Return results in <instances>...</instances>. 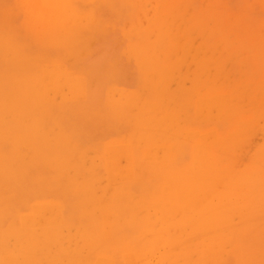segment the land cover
I'll return each instance as SVG.
<instances>
[{
    "label": "bare ground",
    "instance_id": "bare-ground-1",
    "mask_svg": "<svg viewBox=\"0 0 264 264\" xmlns=\"http://www.w3.org/2000/svg\"><path fill=\"white\" fill-rule=\"evenodd\" d=\"M97 1L12 0V7L5 12L7 18L0 22V55L12 63H29L27 47L57 48L61 34L91 20L88 7ZM210 1L207 8L213 14L212 29L206 24L203 27L200 17L179 18L174 9L183 7V0H166L164 10H159L152 22L155 30H160L143 52L147 59L154 64L157 59L167 62L173 52L191 61L201 57L203 71L211 59L215 67L220 66L221 57H212V49L223 39L215 41L219 45H209L208 39L216 33L222 36L223 28ZM178 19L188 26L183 31L186 34L174 28ZM34 31L39 40L32 35ZM199 34L202 42L196 40ZM44 66L34 82L40 102L34 104L29 99V123L13 128L10 122L0 120V144L5 146L0 149V264H227L228 256L235 264L232 249L235 245L240 248L241 243L230 237L232 246L226 245L225 231L235 219L233 211H225L227 201L234 199L236 204L244 197L248 212L241 218L245 222L242 225H253L263 216L264 201L251 195V161L239 167L235 161H240L236 152L246 141L241 137H247L250 123L227 119L232 105L238 107L234 89L211 82L214 77L205 83L199 109L208 116L215 114L218 121L216 126L208 123L205 132L198 134L201 148L192 152L184 165L178 167L176 154L156 145L154 137L145 143L152 144L145 151L136 146L132 150L126 138L108 143H126L130 150L113 147L114 155L108 150L105 175L98 177L96 165L77 167L64 137L35 119V108L48 107L45 101L50 99H74L79 87L78 77L66 73L65 67ZM161 72L165 70L161 68ZM150 77L154 82L157 72ZM122 102L129 109H144L142 113L148 109L144 101L139 105L138 99L123 89L117 103ZM155 114L146 132L165 129L167 115ZM189 131L191 136L186 135L191 139L197 137L193 128ZM37 144L44 145L49 153L38 152ZM82 158L88 161L94 157ZM51 173L67 182L51 180ZM143 175L148 188L136 196L131 188L142 187L138 179Z\"/></svg>",
    "mask_w": 264,
    "mask_h": 264
},
{
    "label": "rangeland",
    "instance_id": "rangeland-1",
    "mask_svg": "<svg viewBox=\"0 0 264 264\" xmlns=\"http://www.w3.org/2000/svg\"><path fill=\"white\" fill-rule=\"evenodd\" d=\"M165 1L100 0L88 7L91 20L72 28L71 33L61 34L57 48L40 47L34 50L30 46L27 48L24 46L29 53V63L25 61L12 63L5 55H0V120L7 121L8 124L10 122L9 125L13 128L25 126L26 121L29 123V99L34 104L40 102L34 85L37 72L40 73L44 65V67L48 65L49 68L65 67L66 73L75 74L79 80L75 98L63 102H53L50 99L45 101L48 107L35 108L33 112L35 119L43 121L51 131H56L58 135L64 137L65 144H70L72 151L70 157L77 167L83 163H86V166L96 165L95 174L104 177V167L108 164L106 160L109 154H113L111 148L130 150L129 147L126 148V143L122 146L108 143L129 138L132 150L133 146H136L140 151H145L150 150L152 144L145 143L150 142L152 137L157 139L156 145L176 154L175 164L180 167L190 160L192 152L201 148L198 134L205 132L208 123L210 126L217 124L215 114L208 116L207 112L201 113L199 109V103L201 100L203 102L205 83L214 77L215 80L211 82L223 83L233 88L238 96V107L232 105V111H229L231 117L227 119L237 118L250 123L248 130L245 131L247 137H241L246 141L241 142L240 149L236 152L240 155L238 157L240 161L239 163L236 159L235 161L238 167L251 161L249 165L253 167L254 174V192H251V195L255 200L262 202L264 0L210 1L215 9V18L222 23L223 33L222 36L219 33L211 35L208 43L211 45L214 42L219 45V42L215 41L221 39L223 42L220 41L221 45L212 49V57H221L220 66L215 67L211 59L204 71L201 68L205 67L204 59L201 57L191 61L189 58H183L182 54L171 52L170 61L161 62L157 59L155 61L157 64H154L143 54L148 46L152 45L160 30H155L152 22L156 13L164 10ZM207 1L183 0L181 4L183 7L174 10L177 15L179 14V18L189 20L193 16L200 17L201 25L204 27L206 24L212 29L213 14L207 8ZM12 4V0H0V22L7 18L5 12ZM174 22V28L177 27L182 32L188 27L180 19ZM32 35L39 40L37 31ZM196 40L202 42V35L199 34ZM35 64L40 66L36 68ZM161 68L165 72L160 74ZM153 72H157L158 75L154 82L153 77H150ZM122 89L134 99H138L139 105L144 101L147 111L142 113L144 109H129L128 104L117 103ZM155 113L166 114L168 123L163 131L146 132L145 127L150 126V117L156 116ZM190 128L195 131L196 138L191 139L186 135L192 134ZM132 140L140 145H133ZM4 147L0 144V149ZM36 147L38 152L49 153L44 145L37 144ZM82 156L94 158L85 161ZM231 157L234 159L235 154L232 153ZM50 177L57 183L67 182L55 173H51ZM140 178L142 179L138 180H141L142 187L131 188L136 196L148 188L146 180L143 179L144 175ZM101 182L106 183L104 180ZM71 189L72 187L69 188ZM147 191L149 192V190L145 192ZM245 206L244 197L237 199L236 204L234 199L227 201L225 211H233L235 219L231 220L229 231H225L228 238L226 245L232 246L230 237L241 243L240 248H236L235 245L232 249L231 255L235 264H264V210L263 216L256 223L242 225L245 222H242L241 218L248 212ZM233 232L235 235H232ZM225 258L227 264H232L229 256Z\"/></svg>",
    "mask_w": 264,
    "mask_h": 264
}]
</instances>
